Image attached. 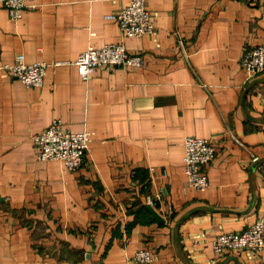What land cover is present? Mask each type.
Masks as SVG:
<instances>
[{"label": "crops", "instance_id": "obj_1", "mask_svg": "<svg viewBox=\"0 0 264 264\" xmlns=\"http://www.w3.org/2000/svg\"><path fill=\"white\" fill-rule=\"evenodd\" d=\"M147 1L143 38L122 34L117 0H29L19 22L0 3V264H137L142 248L154 264H264L212 248L264 219V72L240 61L264 45V0ZM121 42L144 67L82 79L83 51ZM19 54L51 64L43 86L6 74ZM57 119L93 133L76 172L37 159ZM186 136L217 146L204 191L188 188Z\"/></svg>", "mask_w": 264, "mask_h": 264}, {"label": "built area", "instance_id": "obj_2", "mask_svg": "<svg viewBox=\"0 0 264 264\" xmlns=\"http://www.w3.org/2000/svg\"><path fill=\"white\" fill-rule=\"evenodd\" d=\"M29 0H0L8 10L10 19L19 22L27 9ZM118 8L115 18L125 37L143 38L154 36L157 32L155 14L147 0H117ZM182 41V40H181ZM241 66L248 78L264 72V45L247 48L241 58ZM146 64L142 53L129 52L124 43H113L105 46H89L76 60V66L82 79L90 82L99 68H134L138 70ZM51 66L48 62L28 63L24 54L16 57L14 64L4 65L6 74L19 78L28 87L43 86ZM37 159L40 161L56 160L64 164L71 172L78 171L84 164L93 141V133L87 129L72 131L65 128L62 120L52 124L34 135ZM239 142V141H238ZM240 143V142H239ZM217 154L216 144L209 139L185 137V175L189 189L204 191L210 186L206 167L213 162ZM258 161V157H254ZM161 195L147 196L151 206L156 205ZM214 253L221 257L226 254L247 253L249 258L258 257L264 250V219H258L241 232L220 233L212 241ZM158 259L155 251L139 249L133 262L137 264H154Z\"/></svg>", "mask_w": 264, "mask_h": 264}, {"label": "water", "instance_id": "obj_3", "mask_svg": "<svg viewBox=\"0 0 264 264\" xmlns=\"http://www.w3.org/2000/svg\"><path fill=\"white\" fill-rule=\"evenodd\" d=\"M150 209L152 210V212L154 213V215L156 216V218L159 220V221H164V219L161 217V215L155 210L153 209L151 206H150Z\"/></svg>", "mask_w": 264, "mask_h": 264}, {"label": "trees", "instance_id": "obj_4", "mask_svg": "<svg viewBox=\"0 0 264 264\" xmlns=\"http://www.w3.org/2000/svg\"><path fill=\"white\" fill-rule=\"evenodd\" d=\"M146 211H147L148 213H150L149 209H147V208H146Z\"/></svg>", "mask_w": 264, "mask_h": 264}]
</instances>
